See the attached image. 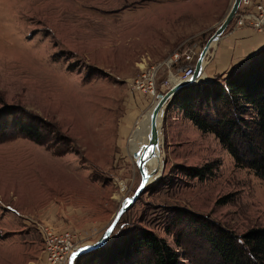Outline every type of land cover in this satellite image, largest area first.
<instances>
[{
  "label": "rangeland",
  "instance_id": "374dc122",
  "mask_svg": "<svg viewBox=\"0 0 264 264\" xmlns=\"http://www.w3.org/2000/svg\"><path fill=\"white\" fill-rule=\"evenodd\" d=\"M223 5L0 0V110L11 107L24 118L25 109L45 119L49 130L56 129L54 141L68 150L58 155L22 136L0 143V264H59L47 257L48 228L72 231L79 247L98 241L141 181L131 132L169 89L171 74L186 65L166 61L195 49L193 68L222 22ZM184 37L173 55L140 56V45H175ZM153 67L155 92L135 87ZM160 157L155 179L108 243L143 227L165 238L184 264H194L206 245L190 216L239 234L264 226V179L238 167L214 134L202 132L171 103L161 120ZM207 163L215 167L209 178L185 174V168ZM179 209L187 214L181 222Z\"/></svg>",
  "mask_w": 264,
  "mask_h": 264
},
{
  "label": "trees",
  "instance_id": "16d2710c",
  "mask_svg": "<svg viewBox=\"0 0 264 264\" xmlns=\"http://www.w3.org/2000/svg\"><path fill=\"white\" fill-rule=\"evenodd\" d=\"M171 104L202 132L214 134L238 167L248 168L264 179V47L228 72L181 88ZM10 108L0 110V143L22 136L48 145L58 155L68 151L54 141L56 129L49 130L51 123L25 109L20 111L24 118L19 117ZM214 172L213 163L185 168L186 175L201 180ZM184 214L186 210L179 209L177 221H183ZM189 221L195 224L194 233L206 245L204 257L194 264H264V226L239 234L207 218L190 216ZM76 264L184 262L165 238L150 229L134 227L80 257Z\"/></svg>",
  "mask_w": 264,
  "mask_h": 264
},
{
  "label": "water",
  "instance_id": "95a60500",
  "mask_svg": "<svg viewBox=\"0 0 264 264\" xmlns=\"http://www.w3.org/2000/svg\"><path fill=\"white\" fill-rule=\"evenodd\" d=\"M242 1L243 0H233L227 15L219 24L215 32L210 36L204 47L202 48L197 58V61L192 68L191 74L186 78L177 82L166 92H161L158 94V100L155 103L151 113V127H150L149 141L148 143L143 145V148L137 151H133V155L137 159V165L141 173V181L139 186L137 187L136 191L123 202V204L117 211L115 217L113 218L109 226L104 230L98 241L89 245H83L78 247L70 255L68 264H76L78 258L82 257L84 254L94 251L106 245L111 239L112 234L116 229L123 214L136 203L139 197L146 191L147 186L155 179L157 172L161 169L162 164H160V166L156 167L155 169L148 171L146 170L145 165L148 159L152 157H158V158L160 157L161 125H159L158 122L160 113L162 114V118H163L166 108L171 103L175 94L181 88L190 84L201 82L206 79L204 77V68L206 66L208 55L213 50L217 40L220 38V36L223 34V32L227 29V27L235 18ZM145 172L148 174L147 177H145L144 175ZM110 227L113 228V232L111 234H109L107 231L108 228ZM82 249H84L83 252L81 251ZM74 253L76 254L75 256L73 255Z\"/></svg>",
  "mask_w": 264,
  "mask_h": 264
},
{
  "label": "crops",
  "instance_id": "0c3cea01",
  "mask_svg": "<svg viewBox=\"0 0 264 264\" xmlns=\"http://www.w3.org/2000/svg\"><path fill=\"white\" fill-rule=\"evenodd\" d=\"M244 1L246 0L242 1L235 18L217 40L213 50L208 55L206 66L204 68V77L206 78L205 80H210L218 74H223L230 71L235 65L241 63L246 58L252 56L258 50L264 47V34L262 32H259L252 27L241 26L238 24V17L240 15L241 7L243 6ZM222 2H224V5L222 6L223 18H221V21L227 15L233 0H222ZM229 4L230 6L228 11L225 12ZM187 39L188 37H184L180 41H176L175 45H162V43H157V41H154L149 45H140V56H143L145 53H149V55L156 58L168 57L173 55L172 53L175 49L178 50L179 47H182V44ZM187 67L191 66H181V68H177L175 70L177 71L176 74H171L169 79L170 87L180 81L179 74L182 73ZM138 119L139 117L137 118V121ZM134 129H136V127Z\"/></svg>",
  "mask_w": 264,
  "mask_h": 264
},
{
  "label": "built area",
  "instance_id": "2783aa9c",
  "mask_svg": "<svg viewBox=\"0 0 264 264\" xmlns=\"http://www.w3.org/2000/svg\"><path fill=\"white\" fill-rule=\"evenodd\" d=\"M238 24L241 26L252 27L264 34V0H246L241 7L238 17ZM195 49H190L184 53H175L166 63H183L192 66L193 60L197 55ZM158 67L150 68L136 80L135 87L143 90L154 91ZM47 257L53 263L68 264L70 255L79 247L75 241L72 231L63 230L61 232L48 228L47 230Z\"/></svg>",
  "mask_w": 264,
  "mask_h": 264
},
{
  "label": "bare ground",
  "instance_id": "6f19581e",
  "mask_svg": "<svg viewBox=\"0 0 264 264\" xmlns=\"http://www.w3.org/2000/svg\"><path fill=\"white\" fill-rule=\"evenodd\" d=\"M191 71H192L191 67H187L186 69H184V71L179 74L180 75L179 76L180 80H182V79L186 78L187 76H189L191 74ZM169 88H171V87H169ZM154 92L155 91H152L151 93H154ZM157 100H158V97H157ZM152 110H153V108L151 110H149L148 113H145L143 115V117L139 120L136 129L131 134V137H130V142H131L130 149H131L132 152L143 148V145L148 143V141H149ZM161 117H162V114L160 113L159 121H158L159 125H161V120H162ZM139 143H141V144H139ZM160 164H161L160 157L159 158L158 157H152V158L148 159V161H147V163L145 165V168H146L147 171L148 170H153L156 167L160 166Z\"/></svg>",
  "mask_w": 264,
  "mask_h": 264
},
{
  "label": "snow or ice",
  "instance_id": "6c2138e0",
  "mask_svg": "<svg viewBox=\"0 0 264 264\" xmlns=\"http://www.w3.org/2000/svg\"><path fill=\"white\" fill-rule=\"evenodd\" d=\"M144 175H145V177H147V175H148V174L145 172V174H144ZM107 231H108V233H109V234H111V233L113 232V228H111V227H110V228H108V230H107ZM81 251L83 252V251H84V249H82ZM73 255L75 256L76 254L74 253Z\"/></svg>",
  "mask_w": 264,
  "mask_h": 264
}]
</instances>
